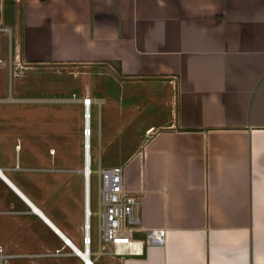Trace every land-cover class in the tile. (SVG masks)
I'll use <instances>...</instances> for the list:
<instances>
[{
	"label": "crops",
	"instance_id": "1",
	"mask_svg": "<svg viewBox=\"0 0 264 264\" xmlns=\"http://www.w3.org/2000/svg\"><path fill=\"white\" fill-rule=\"evenodd\" d=\"M6 36L15 47L10 75L18 63L20 77H100L81 97L59 100L85 112L92 99L91 148L98 105L99 164L106 149L118 156L111 167L123 166L126 189L140 198L133 239L143 247H102L91 176L87 185L84 169L63 165L74 160L55 145L34 167L17 142L16 163L0 166L1 264H85L86 223L94 264L103 256L105 264H264V0H0ZM150 228L166 230L163 244L145 242Z\"/></svg>",
	"mask_w": 264,
	"mask_h": 264
},
{
	"label": "rangeland",
	"instance_id": "2",
	"mask_svg": "<svg viewBox=\"0 0 264 264\" xmlns=\"http://www.w3.org/2000/svg\"><path fill=\"white\" fill-rule=\"evenodd\" d=\"M6 36L0 38V166L13 165L16 163L17 155L20 151L16 150V143L20 142L23 146L21 155L33 160L31 165L39 166L35 163V157L44 156L50 145H55L59 150V157L62 160L73 159V164H63L68 167H76L81 171L85 170L84 162V106L82 103L67 102L59 99L73 98V94L81 97L84 92L85 82L90 81L98 84L100 79L97 74H82V70L78 74L69 71H24V75L17 76L20 65L12 64L10 75V59L9 47L10 41ZM12 56L15 55V47L11 46ZM15 62V57H13ZM23 68V67H21ZM94 84V85H95ZM117 90V89H116ZM115 91V89H113ZM99 94L98 91L94 95ZM14 98L42 99L44 101H13ZM5 99V100H3ZM58 99V100H55ZM92 203L91 209L94 213L91 216L94 238L98 236L100 209L98 190L100 176L97 172L102 165L103 168H110L119 159L118 156L106 149V153L102 155V164L98 160V105H92ZM69 144V148H64ZM65 154L61 152L62 148ZM108 151V152H107ZM69 152V154H67ZM67 154V155H66ZM119 162V161H117ZM22 165L23 162L21 163ZM117 164V163H116ZM62 166L61 164H59ZM122 166V165H116ZM77 169V170H78ZM8 176L14 171L5 170ZM20 173L23 176V172ZM78 175L71 172L68 176ZM82 179L76 177L73 186L77 188ZM6 190L5 185L0 181V209L4 208V195L2 192ZM7 214H0V243L6 240V233L2 228V224L6 223ZM108 257L103 256L99 264H105ZM19 259L6 260L4 264H19Z\"/></svg>",
	"mask_w": 264,
	"mask_h": 264
},
{
	"label": "built area",
	"instance_id": "3",
	"mask_svg": "<svg viewBox=\"0 0 264 264\" xmlns=\"http://www.w3.org/2000/svg\"><path fill=\"white\" fill-rule=\"evenodd\" d=\"M92 99L84 98L85 112H84V148H85V168H90V173L85 177L87 180L91 174V155H90V104ZM100 176L99 185V206L97 212L99 215L98 235L103 242L114 245V251L118 253H142L143 241L133 239V232L137 230L140 224V216L137 208L140 203L139 196L132 195L125 187L124 182V168L123 166H114L110 168L99 167ZM92 212L87 209V216ZM89 223H86V235L84 237L85 249L82 253L85 264H94L90 259L89 244L91 243V236L89 233ZM166 239V230L164 228H150L147 230V237L145 242L148 245L163 244ZM70 240L65 238V243L70 244ZM75 252L81 253L77 249ZM59 252V251H58ZM3 248L0 246V264L4 257ZM89 257V259H88Z\"/></svg>",
	"mask_w": 264,
	"mask_h": 264
},
{
	"label": "bare ground",
	"instance_id": "4",
	"mask_svg": "<svg viewBox=\"0 0 264 264\" xmlns=\"http://www.w3.org/2000/svg\"><path fill=\"white\" fill-rule=\"evenodd\" d=\"M88 166H90V165L88 164L84 170L85 172H87V175H89V173H90V168ZM0 174H1V169H0Z\"/></svg>",
	"mask_w": 264,
	"mask_h": 264
}]
</instances>
